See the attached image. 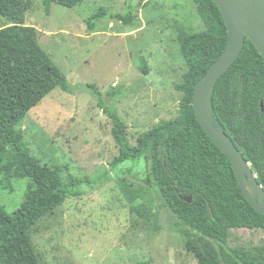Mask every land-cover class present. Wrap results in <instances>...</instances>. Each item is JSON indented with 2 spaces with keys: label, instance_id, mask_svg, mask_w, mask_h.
Instances as JSON below:
<instances>
[{
  "label": "rangeland",
  "instance_id": "obj_1",
  "mask_svg": "<svg viewBox=\"0 0 264 264\" xmlns=\"http://www.w3.org/2000/svg\"><path fill=\"white\" fill-rule=\"evenodd\" d=\"M27 1L25 24L38 31L41 47L76 94L54 89L19 129L42 165L59 169L64 177L88 180L81 188L85 194L68 199L30 230L40 264H198L186 250L176 219L145 184V160L111 166L119 153L113 124L92 95L102 92L103 101L116 108L133 145L156 124L175 119L183 98L175 85L183 83L187 71L178 37L203 29L195 4L85 0L73 9L53 4L47 15L43 0ZM101 9L132 12L134 27L106 17L90 30L88 21ZM145 63L148 75L140 70ZM113 90L122 95L108 96ZM30 186L29 179L0 174V203L13 213ZM229 244L262 246L264 230L233 229Z\"/></svg>",
  "mask_w": 264,
  "mask_h": 264
},
{
  "label": "trees",
  "instance_id": "obj_2",
  "mask_svg": "<svg viewBox=\"0 0 264 264\" xmlns=\"http://www.w3.org/2000/svg\"><path fill=\"white\" fill-rule=\"evenodd\" d=\"M84 1L43 0V4L49 15L53 4L73 9ZM192 1L203 29L184 31L178 37L187 71L183 83L175 85L183 94L175 119L156 124L133 145L116 108L103 101L102 92L92 93L113 124L119 153L111 166L145 160V184L176 219L186 250L198 264H264V245L229 244L233 229L264 230V215L244 198L230 159L211 141L195 115V87L224 52L228 29L213 0ZM29 9L27 0H0V174L31 181L16 211L9 213L0 203V264H40L30 230L68 199L85 194L81 188L88 181L64 177L59 169L42 165L30 154L19 129L27 114L54 89L76 94L41 47L38 31L25 24ZM106 17L130 27L135 24L132 12L109 14L101 9L88 21V28L92 30L95 22ZM140 70L149 74L146 63ZM107 94L118 98L122 91ZM213 106L215 118L264 189V59L250 40L246 39L241 55L218 80ZM189 197L191 203L184 199ZM153 218L159 230L158 212Z\"/></svg>",
  "mask_w": 264,
  "mask_h": 264
},
{
  "label": "water",
  "instance_id": "obj_3",
  "mask_svg": "<svg viewBox=\"0 0 264 264\" xmlns=\"http://www.w3.org/2000/svg\"><path fill=\"white\" fill-rule=\"evenodd\" d=\"M213 1L227 26L228 43L224 52L196 85L193 108L198 122L211 141L230 159L244 198L253 209L264 215V189L250 163L215 118L213 106L215 86L241 55L246 39L252 42L264 59V0ZM184 199L189 203L192 201L191 197Z\"/></svg>",
  "mask_w": 264,
  "mask_h": 264
}]
</instances>
